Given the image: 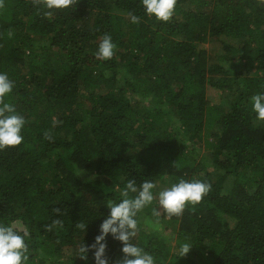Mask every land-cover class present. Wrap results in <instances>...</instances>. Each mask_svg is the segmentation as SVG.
Segmentation results:
<instances>
[{
  "label": "trees",
  "instance_id": "obj_1",
  "mask_svg": "<svg viewBox=\"0 0 264 264\" xmlns=\"http://www.w3.org/2000/svg\"><path fill=\"white\" fill-rule=\"evenodd\" d=\"M4 3L0 38L12 32L17 43L0 44V74L14 84L4 99L26 123L21 145L0 151V224L28 233V264H95L76 250L95 242L129 179L211 185L198 205L132 241L156 264H264V122L250 99L264 93L258 0H177L168 22L142 0H78L51 17L32 0ZM106 34L114 56L97 60ZM207 86L231 93L226 110L209 103ZM57 218L63 227L46 231ZM105 243L118 264L121 242Z\"/></svg>",
  "mask_w": 264,
  "mask_h": 264
},
{
  "label": "clouds",
  "instance_id": "obj_2",
  "mask_svg": "<svg viewBox=\"0 0 264 264\" xmlns=\"http://www.w3.org/2000/svg\"><path fill=\"white\" fill-rule=\"evenodd\" d=\"M34 7L43 6L48 11L47 17L53 15V10H65L78 4V0H32ZM145 13L151 18L155 17L158 22H168L174 15L177 0H142ZM260 7H264V0H258ZM4 0H0V9H4ZM132 23L140 22V18L129 13ZM115 44L112 37L106 34L102 37L95 58L107 61L113 58ZM14 87L13 82L7 74H0V151L15 148L23 142L21 135L25 126V119L16 114L15 108L5 102V97L11 93ZM253 111L256 113V120L264 122V93L255 94L251 98ZM44 138L51 141L50 132L44 133ZM95 179L90 177L89 182ZM156 184L144 180L139 187L134 180L129 179L121 191V200L110 203L107 207L110 212L100 225L99 235L95 237V242L91 246L80 244L76 250L77 256L82 260L88 259L89 251L93 252L95 264H109L106 256V237L111 234L112 238L122 244V258L118 264H156L154 256L145 251L144 248L132 241L138 234L137 216L146 207L156 201L158 207L152 209V215L159 218L163 215L171 220L173 217H181L188 206L195 207L204 196L211 190V185L201 181L179 180L169 188H164L158 193H154ZM56 216H62L60 208L53 209ZM157 222H159L157 220ZM62 228V219H53L51 224L45 229L51 232L54 228ZM78 229L86 231L87 225L83 222L76 224ZM27 232L21 234L13 226L0 224V264H28L29 248L26 243ZM190 243H183L177 250L178 256L185 257L191 250Z\"/></svg>",
  "mask_w": 264,
  "mask_h": 264
},
{
  "label": "rangeland",
  "instance_id": "obj_3",
  "mask_svg": "<svg viewBox=\"0 0 264 264\" xmlns=\"http://www.w3.org/2000/svg\"><path fill=\"white\" fill-rule=\"evenodd\" d=\"M12 36H13L12 32H7L5 34H2V37H4V38H0V44H1V46H2V48L4 50H8L12 46H15L17 44L13 40ZM226 42L231 44V45H233V46H236V44H237L236 41H231V40H226ZM208 46H209L208 43L204 44V48L205 49H208ZM210 57H211V55L209 56V59H208L209 63L211 62V59H212V57L211 58ZM27 61H28V59L25 60V63H24V65L22 67H18L20 72L24 70ZM83 93H85V92L83 91ZM206 97L208 98V101H209L210 104L215 105V106H222L225 110H226L225 103L229 104L231 102V100H232L231 93L219 91V90H217L215 88H212L210 86L206 87ZM144 100H147V99L144 98ZM200 154H202L203 157L204 156L209 157L208 152L207 151H202V149L200 150ZM82 173L85 175L84 172H79L78 175H80ZM164 188H166V187L162 186L160 183L157 182L156 183V189L154 190V193H158L160 190H163ZM154 202H155L154 205L151 204V206H149L147 209L145 208L142 211L141 215L137 216L138 229H139L137 237H140L142 235V233H146L147 231H157L158 229L160 230L162 228V226H163L162 222L160 221V219H162V215L159 218L154 217L152 215V209L155 208V207H158L156 201H154ZM145 214H148L149 216H146ZM157 220L159 222H157ZM222 220L225 221V222H229L230 225L232 224V221L228 217L222 216ZM39 256L43 257L44 255H43V253L40 252ZM67 258L68 257H66L63 260H61V263L62 264H73V262L70 261Z\"/></svg>",
  "mask_w": 264,
  "mask_h": 264
}]
</instances>
